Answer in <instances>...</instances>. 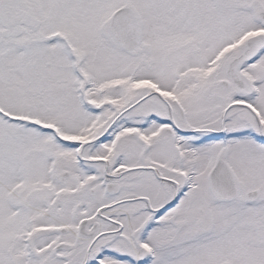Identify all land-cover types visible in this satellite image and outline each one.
Returning <instances> with one entry per match:
<instances>
[{
  "label": "snow or ice",
  "instance_id": "6c2138e0",
  "mask_svg": "<svg viewBox=\"0 0 264 264\" xmlns=\"http://www.w3.org/2000/svg\"><path fill=\"white\" fill-rule=\"evenodd\" d=\"M0 264H264V0H0Z\"/></svg>",
  "mask_w": 264,
  "mask_h": 264
}]
</instances>
